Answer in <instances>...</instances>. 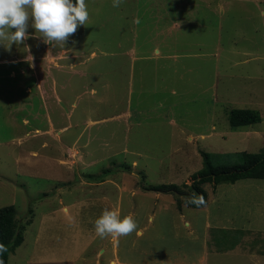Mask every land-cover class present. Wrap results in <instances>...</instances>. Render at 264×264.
Returning <instances> with one entry per match:
<instances>
[{"label":"rangeland","instance_id":"rangeland-1","mask_svg":"<svg viewBox=\"0 0 264 264\" xmlns=\"http://www.w3.org/2000/svg\"><path fill=\"white\" fill-rule=\"evenodd\" d=\"M85 2L87 25L64 48L31 20L22 44H0V208L16 207L25 238L8 264L28 256L36 229L60 226L41 216L60 198L79 202L80 227L94 226L118 203L112 183L96 184L105 179L124 187L122 216L134 211L137 228L154 212L146 233L169 259L190 250L196 262L203 246L190 245L204 242L202 264H264V179L206 183L201 208L143 188L177 183L188 196L201 150L216 165L264 152V0ZM233 108L262 120L232 127Z\"/></svg>","mask_w":264,"mask_h":264},{"label":"crops","instance_id":"crops-1","mask_svg":"<svg viewBox=\"0 0 264 264\" xmlns=\"http://www.w3.org/2000/svg\"><path fill=\"white\" fill-rule=\"evenodd\" d=\"M182 20L186 21L184 17H182ZM181 23L180 21L172 22L174 27L175 24L179 26ZM154 50L155 51L150 53L151 55L154 53L159 54L161 51L158 48ZM168 56L176 58L174 57L175 54H168ZM76 151V149H73L72 152H75L77 157L79 153ZM86 155L87 152L84 154V157H86ZM134 164H136V161H134ZM106 183H112L115 189L118 190V203L117 205L109 204L113 201H110L107 196L104 198L108 202L109 208L111 210H117L122 216L121 204L123 201V191L125 189L117 183L116 180L112 179H105L96 184L103 185ZM59 202L61 204L59 208L44 215L41 214V216H43V222H50L53 220L59 222L60 226L46 228V225L43 224V228L45 229H43L42 226L36 229L37 232L33 235V238H31L33 244L30 245L29 253H27L28 256L19 264H189L192 262L190 261L191 259H195L190 250H188L187 253L189 257L182 256V258L179 257L177 259L168 258L167 248L165 252L158 250L159 244L156 232L146 233L148 230L146 224H153L155 220V216H153L154 212L146 216L147 222L143 227L137 228L135 233L122 236L119 238L118 242H114L110 236L104 239L99 238L95 233L94 226H89L88 222H86L87 226L80 227L79 224L84 218V215L82 214L81 206H79L78 201L66 203L63 198H60ZM134 213V211H129L127 215L131 214L134 217ZM33 215L34 213L31 214V217H33ZM64 224L70 226H63ZM82 224H85V220ZM193 233L195 235L194 229ZM144 236L146 237L143 238ZM176 238L177 235L175 233V239ZM23 242H25V238L22 244ZM190 246H203L202 251L200 250L198 255H196V262H192L194 264H202L207 257L206 243H192Z\"/></svg>","mask_w":264,"mask_h":264},{"label":"clouds","instance_id":"clouds-1","mask_svg":"<svg viewBox=\"0 0 264 264\" xmlns=\"http://www.w3.org/2000/svg\"><path fill=\"white\" fill-rule=\"evenodd\" d=\"M121 2L113 0L112 6L119 7ZM30 20L31 27L40 33L44 43L64 48L78 27L87 25L89 12L85 0H0V44L4 45L7 41L8 50L13 43L22 44L28 37ZM135 22L139 23V19ZM184 203L199 207L206 201L202 194L192 192L184 197ZM94 228L99 238L110 236L118 242L120 237L136 231L137 223L131 214L121 216L117 210L104 208L95 219ZM6 251L7 247L0 243V253ZM0 264L3 262L0 261Z\"/></svg>","mask_w":264,"mask_h":264},{"label":"trees","instance_id":"trees-1","mask_svg":"<svg viewBox=\"0 0 264 264\" xmlns=\"http://www.w3.org/2000/svg\"><path fill=\"white\" fill-rule=\"evenodd\" d=\"M75 2V0H74ZM262 115L259 110L253 108H233L229 113V121L232 127L246 126L260 122ZM203 167L192 175L191 184H186L193 192L202 194L208 203V193L203 187L206 183L218 185L220 183H234L244 178L264 179V152H241L243 161L237 164L213 163V155L201 150ZM145 190L173 193L179 197H186V191L177 183H163L159 185L143 186ZM205 204V205H206ZM194 208H201L205 205ZM22 228H19L16 217V207L9 205L0 208V243L7 247V251L0 253V261L8 264L10 254L22 243Z\"/></svg>","mask_w":264,"mask_h":264}]
</instances>
